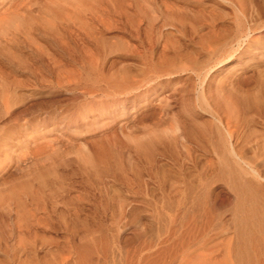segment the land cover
I'll return each instance as SVG.
<instances>
[{
  "label": "rangeland",
  "instance_id": "rangeland-1",
  "mask_svg": "<svg viewBox=\"0 0 264 264\" xmlns=\"http://www.w3.org/2000/svg\"><path fill=\"white\" fill-rule=\"evenodd\" d=\"M56 2L58 0H0V146L6 142L3 149L12 154V160L3 162L0 167V264H81L79 247L84 240H89L88 234L96 237L102 232L106 233L109 247L107 251L102 250L103 243L99 242L98 251L88 264H137L136 250L155 239L158 226L151 220L153 207L143 204L148 196L117 182L109 183V180H104L100 188L91 184V180L78 171L83 146L92 148L96 139L105 138L118 128L117 122L121 120L129 126L135 125L142 133L144 126L152 124V113L160 108L156 102L158 95L178 94L173 108L176 112L181 111L184 104L195 103L201 79L188 69L161 78L158 94L152 95L149 101L139 96L132 102L128 95L113 94L118 92L114 86L118 83L117 76L142 79L150 75L137 58V50L143 49L147 40L152 42L156 56L162 54L165 47L172 56V43L178 41L182 53L191 52L201 63L212 57V51L226 50L231 40L242 32L246 40L233 56L203 76L204 91L232 77L238 78L244 88L257 91L263 87L264 0H86L80 7L73 0H60L61 4H67L63 10ZM204 18H213L221 29L216 42L194 33L192 26L200 29ZM253 20L257 21V30L248 29ZM174 26L179 31H175ZM237 46L234 43V47ZM141 90L144 87L136 94H142ZM89 92L98 93L99 102L112 98L126 100L127 113L123 119L111 122V113L101 115L96 111L94 116H89L87 125H80L82 120H78V116L88 108L90 97L85 95ZM53 113L58 116V122L49 121L40 128L34 127L40 129L48 142L46 145H51L36 156L30 140L22 138V123L32 130L36 120L51 117ZM60 115L67 119L59 120ZM69 117L71 120L67 122ZM197 118L204 123L211 120L205 111L198 113ZM76 119L78 122H74ZM166 120L160 134L164 129L175 127L172 119ZM21 140L25 141L21 144ZM45 143L38 145L45 146ZM21 145H28L29 153H19ZM224 145L221 144L220 154L228 153ZM33 160L35 163L31 162ZM23 184L31 186L33 193H44L43 200H46L37 205L23 198L26 209L35 211V215L38 213L26 220L22 219L21 214L25 213L12 196L14 193L24 196ZM215 187L216 207L222 220L229 221L235 211V194L223 182L215 183ZM67 190L74 200L69 207ZM106 192L114 193L112 201ZM154 193L160 195L159 190ZM121 198L132 203L128 210L137 206L140 212L135 215L127 210L129 215H119L117 205ZM75 207H78V218L74 216ZM149 222L153 224L152 230L146 228ZM197 255L196 264H225V256L218 252L202 255L200 251ZM182 257V250L169 248L158 260L142 264H179Z\"/></svg>",
  "mask_w": 264,
  "mask_h": 264
},
{
  "label": "bare ground",
  "instance_id": "bare-ground-1",
  "mask_svg": "<svg viewBox=\"0 0 264 264\" xmlns=\"http://www.w3.org/2000/svg\"><path fill=\"white\" fill-rule=\"evenodd\" d=\"M116 1L122 2L123 0ZM73 2L78 5L77 7H80L86 3V0H73ZM56 3L61 4L62 2L58 0ZM70 4L73 3L70 2ZM61 5L62 10L67 6V4ZM254 19L256 20V18ZM202 21L204 23L201 22V19L199 21V23L201 22L200 29L192 26L194 33H199L200 37L206 38L207 41L214 40L216 42L215 39L221 33V29L213 18H206ZM258 27L257 21L253 20L248 29L255 28L257 30ZM174 30L179 31L177 26H174ZM244 36L242 32L236 37L233 36L234 38H231L228 48L224 51L222 48V51L218 52L208 49L212 51V57L201 63L190 55L191 52L182 53L178 41L172 43L171 49L174 52L173 55L171 54L172 56L167 54L168 47H165L162 54L156 56L152 42L146 39L148 44L143 49L137 50V58L140 59L150 75L142 76L140 74L142 79L128 75L117 76L118 83L113 85L118 92H113V94L128 95V100L131 99L132 102L139 96L149 101L152 95L158 94L161 78L179 70H191V73L194 72L201 81L195 103L193 105L184 104L179 112L173 111V108L176 107L174 100L178 98V94L158 95L156 102L160 108L157 109V112L152 113L151 125L144 126L145 122L140 123L144 126L142 133L134 127L135 125L129 126L126 121H118L127 113L126 100L112 98L99 102L100 100L96 99L98 93L89 92L88 95H85L90 99L87 101L88 108L81 112L78 116L79 119L77 118L82 120L80 125H87L90 120L89 116H94L93 113L97 111L101 115L111 113V122L118 121V128L111 130L105 138L96 139L92 148L83 146L81 165L79 168L77 167L78 171L87 176L91 180V184L94 183L93 185L96 184L98 187L104 183V180H109V183L117 182L128 189L146 193L148 198L145 196L143 204L153 207L154 210L153 213L151 212V220L158 224L157 230H155L157 231L155 239L143 243V246L136 250L135 262L137 264H142L143 261L149 263L158 260L161 255L167 253L169 248L176 251L182 250L183 257L179 260V264H196L194 258L200 251H202V255L206 252L208 255L216 254V252L222 254L225 256V264H264V86L257 91L244 88L238 78L232 77L219 83L211 90L204 91L203 88V76L206 77L215 66H219L227 58L233 56L234 52L246 40ZM150 37L149 39H151ZM166 41L168 43V39ZM234 43H237L238 46L234 47ZM250 43H252L251 40L248 41L249 46H251ZM238 52L243 53L240 50ZM140 75L139 78H141ZM141 87H144V90H141L143 93L137 95L136 92ZM181 97L184 99V95ZM201 111L208 113L211 122L204 123L198 120L197 115ZM56 113L50 115L51 117L43 116L45 119H38L31 126L40 128L46 122L55 123L58 118ZM69 118L67 122H70L71 117ZM66 119L65 115L59 118L61 121ZM77 119L74 122H78ZM91 119L93 118L91 117ZM166 119H172L175 127L164 129L160 134L161 125ZM27 125L22 123V138L30 140L36 149L34 154L39 156L44 153V148H46L45 151L48 150V145H46L48 142L45 141L44 135H41L40 129L29 130ZM137 125L139 124L137 123ZM13 139L15 138L13 137ZM21 141L22 144L25 140ZM37 141L40 144L46 142L45 146H39ZM222 143L226 144L224 146L228 153L220 154ZM6 145L7 143L4 142L0 146V167L3 162L12 160V154L7 153L5 148L3 149ZM50 146L48 147L50 148ZM29 148L28 145H21L19 153L28 152ZM217 182H223L225 187L234 192L236 197L235 211L229 221L222 220L221 213L216 207L215 199L217 197L214 192ZM25 184H23L24 196L22 194L20 197L21 194L16 193L12 196L16 198L19 209H23L25 215L22 213L21 217L26 220L29 217H36L38 213L35 215V211L33 213L31 212L33 210L26 209V201L23 198L29 199L37 205L46 200H43L44 193L40 194L39 191L33 193L31 186ZM108 187L107 189H109ZM155 190H159L160 195H156ZM68 191L67 206L69 207L74 200L69 196ZM107 195L112 201L114 193L108 192ZM118 202L119 204L116 205L120 207L119 215L125 216L128 214L126 212L131 202L128 203L126 198H121ZM76 209L78 207L74 208V216L78 218ZM140 210L135 206L131 208V211L129 208L128 211L136 215ZM146 228L152 230L153 224L149 222ZM105 234L102 232L100 236L96 237L88 234L89 240H84L79 247L81 264L89 263V259L91 260L92 255L98 251L99 242L103 243L101 249L107 251L109 246ZM109 250L111 249L109 248Z\"/></svg>",
  "mask_w": 264,
  "mask_h": 264
}]
</instances>
